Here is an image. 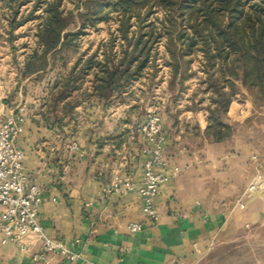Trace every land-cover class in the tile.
I'll use <instances>...</instances> for the list:
<instances>
[{
	"label": "crops",
	"instance_id": "obj_1",
	"mask_svg": "<svg viewBox=\"0 0 264 264\" xmlns=\"http://www.w3.org/2000/svg\"><path fill=\"white\" fill-rule=\"evenodd\" d=\"M4 98L0 93V117L18 108L25 115L17 143L24 149L29 182L42 189L38 218L80 256L71 261L43 252L35 240H27L26 250L0 242V264H199L217 241L257 238L263 231L264 190L248 193L247 187L264 176V144L254 137L264 123L250 118L264 112L250 97L244 105L231 100L226 117L234 131L222 141L204 136L205 105L176 119L161 116L171 175L154 197L156 221L141 213L138 187L147 155L139 127L144 120L137 123L129 105L104 106L91 97L64 114L61 105L54 111L47 106L45 90ZM115 174L130 177L133 188L103 192ZM133 222L142 228L131 232ZM37 252L43 257L34 259Z\"/></svg>",
	"mask_w": 264,
	"mask_h": 264
},
{
	"label": "trees",
	"instance_id": "obj_2",
	"mask_svg": "<svg viewBox=\"0 0 264 264\" xmlns=\"http://www.w3.org/2000/svg\"><path fill=\"white\" fill-rule=\"evenodd\" d=\"M0 1L9 10L5 31L10 40L21 24L16 20L20 7L29 0ZM70 1V8L64 0L44 1L35 30L38 47L25 58L22 77L44 72L50 58L75 47L87 27L108 21L112 14L116 35L110 36L101 57L92 52L54 83L46 99L52 111L61 105L68 114L91 97L104 106L120 100L129 82L156 66V45L162 37L171 68L169 85L178 82L181 88L191 73V57L186 56L200 54L201 90L209 99L204 136L209 141H222L234 131L226 117L233 98L226 89L227 77H238L255 106L264 107V0ZM41 2L34 0L26 17L33 18ZM116 39L118 49L113 50Z\"/></svg>",
	"mask_w": 264,
	"mask_h": 264
},
{
	"label": "rangeland",
	"instance_id": "obj_3",
	"mask_svg": "<svg viewBox=\"0 0 264 264\" xmlns=\"http://www.w3.org/2000/svg\"><path fill=\"white\" fill-rule=\"evenodd\" d=\"M33 1H26L20 7V14L16 16V20L21 24L13 30L10 40L5 31V25H7L5 15L9 14V10L5 9L0 1V56L3 58L0 60V85H2L0 93L6 95L4 99L7 101L15 100L19 93L27 90H45L47 94L54 83L64 77L74 63L84 60L92 52H96L98 57H101L110 36L116 35V19L112 14L108 21H101L95 26L87 27L85 32L79 36L75 47L59 53L55 58H50L49 65L44 72L25 79L26 77H22L20 71L27 55L38 47L35 30L40 21L39 17L43 14L44 1L47 0H42L41 6L33 18L26 17ZM63 5L65 8H70L72 2L64 0ZM156 14L162 16L160 11ZM5 39L6 45L2 42ZM164 40L165 38L162 37L156 45V66L148 67L139 78L129 82L123 91L122 98L117 101L121 105H129L133 109L137 123L140 119L144 120L146 115L152 111L157 112L160 116L166 115L176 119V116L185 115L184 110L195 109V105H198L199 108L204 105L206 107L209 102L208 93L201 90L204 74L201 70L199 53L197 56L195 53L186 56L189 59L191 57L189 63L191 73L184 79L182 87L177 85V81L176 84L169 85L171 68L166 63L168 54L165 50ZM118 45L119 42L116 39L113 42V50H117ZM226 81L228 84L226 89L233 92L232 100L244 105L245 99L250 96L241 85L239 78L227 77ZM85 85H88L87 82ZM159 105L163 107V112H158L157 106ZM250 118L256 122L264 123V115L254 114ZM255 133L254 137L258 135L264 144V130ZM258 235L257 238L255 234L249 235L244 240L237 237L225 243L217 241L202 257L199 264H264V229Z\"/></svg>",
	"mask_w": 264,
	"mask_h": 264
},
{
	"label": "built area",
	"instance_id": "obj_4",
	"mask_svg": "<svg viewBox=\"0 0 264 264\" xmlns=\"http://www.w3.org/2000/svg\"><path fill=\"white\" fill-rule=\"evenodd\" d=\"M24 120L21 108L0 117V242H12L19 249L26 250L27 240H35L41 243L43 252L59 253L71 261H77L79 253L67 243L51 236L38 218L42 189L37 183L29 182L23 164L24 149L17 143ZM139 132L144 143L141 151L147 155L138 187L141 213L149 221H156L158 217L154 197L160 185L171 175L163 154L166 137L161 116L155 111L149 112ZM71 148L77 147L72 144ZM172 170L175 172L178 167ZM132 188L130 177L115 174L105 183L103 192L124 193ZM257 190H264V176L254 179L247 187L248 193ZM128 228L136 232L142 228V224L133 222ZM42 257V253L33 254L34 259Z\"/></svg>",
	"mask_w": 264,
	"mask_h": 264
}]
</instances>
